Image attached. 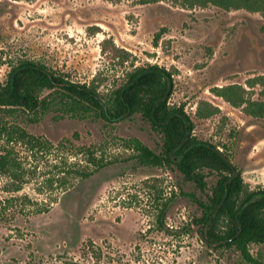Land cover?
Wrapping results in <instances>:
<instances>
[{"label":"rangeland","instance_id":"obj_1","mask_svg":"<svg viewBox=\"0 0 264 264\" xmlns=\"http://www.w3.org/2000/svg\"><path fill=\"white\" fill-rule=\"evenodd\" d=\"M105 39L128 50L129 60L104 53ZM21 58L40 60L73 81L90 82L97 75L105 93L134 64L175 68L171 102L184 104L194 134L225 147L250 187L264 185V117L247 113V103L234 106L215 93L216 87L238 85L246 99L264 101L261 11L192 7L186 0H0L1 80ZM203 102L220 110L201 117ZM56 114L33 120L0 108V122H17L56 148L31 156L18 146L34 172L18 193L4 189L7 177L0 174V199L17 194L41 206L51 203L37 214L32 201L0 213L1 264H252L235 248L209 247L195 224L179 232L201 213L184 192L201 191L176 168L130 158L133 150L124 138L162 149V136L139 114L114 122ZM89 148L109 163L85 179L73 178L70 186L40 191L58 155L92 169ZM217 178L208 173L209 186ZM166 200V228L159 229ZM251 251L264 262L262 245L252 244Z\"/></svg>","mask_w":264,"mask_h":264},{"label":"trees","instance_id":"obj_2","mask_svg":"<svg viewBox=\"0 0 264 264\" xmlns=\"http://www.w3.org/2000/svg\"><path fill=\"white\" fill-rule=\"evenodd\" d=\"M186 4L192 7L215 4L225 9L245 8L264 14V0H186ZM102 51L110 52L113 58L124 62L129 60L128 50L116 46L111 39L104 40ZM175 72V68L157 63L134 64L126 70L123 81L105 93L100 89L101 80L97 75L90 82L73 81L40 60L21 58L11 64L7 78L0 79V108L9 114L21 111L33 115V120H39L50 111H55L58 118H104L108 122L139 114L162 136V149L157 152L137 137L124 138L125 146L133 150L130 158L147 165L176 168L201 191L202 195L184 192L198 205L201 213L179 232L188 233L195 224L209 247L235 248L252 264H264L251 251L252 244L264 247V185L250 187L245 182L243 170L232 161L225 147L221 149L194 134L195 124L184 104L171 102ZM260 78L264 82V75ZM241 89L244 88L228 85L216 87L215 93L234 106L247 103L243 106L247 113L258 119L264 117V101L246 99ZM203 104L205 106L200 105L197 110L201 117L220 110L212 103ZM0 139L4 142L0 148V174L7 177L4 189L11 193L20 192L34 176L26 160L28 157L22 156L18 146L31 156L50 155L56 151L49 139L29 132L17 122H0ZM88 154L92 169L79 168L77 162H69L68 158L57 154L53 173L42 181L40 191L70 186L73 178L85 179L109 163L104 153L97 156L89 148ZM210 172L218 176L212 186L207 181ZM28 197L16 194L0 199V213L6 212L14 203L20 205L30 201L32 213L50 210L51 203L41 206L40 202ZM162 205L157 217L159 229L166 228L167 200Z\"/></svg>","mask_w":264,"mask_h":264}]
</instances>
